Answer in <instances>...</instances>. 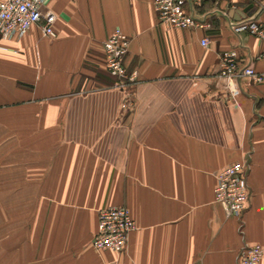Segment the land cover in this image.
I'll return each instance as SVG.
<instances>
[{
    "label": "crops",
    "instance_id": "1",
    "mask_svg": "<svg viewBox=\"0 0 264 264\" xmlns=\"http://www.w3.org/2000/svg\"><path fill=\"white\" fill-rule=\"evenodd\" d=\"M190 2L221 12L209 31L160 24L154 0H49L55 38L37 28L0 37V264H238L245 244L264 248V83L228 88L219 77L231 50L264 73V40L224 16L264 24V11L251 0ZM117 28L138 72L125 91L109 88L104 63ZM245 160L241 233L214 189ZM112 206L136 223L120 255L92 246L98 213Z\"/></svg>",
    "mask_w": 264,
    "mask_h": 264
},
{
    "label": "built area",
    "instance_id": "2",
    "mask_svg": "<svg viewBox=\"0 0 264 264\" xmlns=\"http://www.w3.org/2000/svg\"><path fill=\"white\" fill-rule=\"evenodd\" d=\"M264 11V0H251ZM190 0H154V8L160 24L179 30L209 31L212 21L221 12L209 9L197 12ZM229 28L235 33H249L264 40V24L255 17L234 20L224 13ZM57 15L50 9L49 0H0V37L3 40L20 39L33 28L43 37L55 38ZM211 40L205 35L203 47L210 46ZM131 44L130 37L121 29H115L104 43V63L109 76L114 80L110 89L125 91L137 82L138 72H129L126 57ZM264 58V54L261 55ZM219 77L228 83L232 79L246 77L256 84L264 83V73L257 72L249 64L241 66L237 51L231 50L220 56ZM249 161L234 162L218 173L214 189L215 203L223 210L226 218L240 222L239 231L243 233L244 215L250 207L251 190L249 185ZM136 223L131 211L125 206H112L98 213V232L92 241L98 251H111L118 255L128 247L131 233ZM264 248L245 244L238 256V264H261Z\"/></svg>",
    "mask_w": 264,
    "mask_h": 264
},
{
    "label": "rangeland",
    "instance_id": "3",
    "mask_svg": "<svg viewBox=\"0 0 264 264\" xmlns=\"http://www.w3.org/2000/svg\"><path fill=\"white\" fill-rule=\"evenodd\" d=\"M130 46H131V44H130ZM129 51H130V48H129ZM129 54V53H128ZM128 56V55H127Z\"/></svg>",
    "mask_w": 264,
    "mask_h": 264
}]
</instances>
